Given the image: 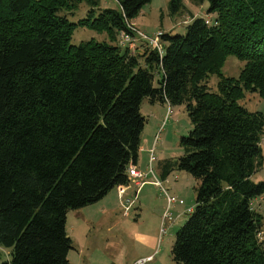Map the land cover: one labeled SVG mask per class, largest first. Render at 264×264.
Returning <instances> with one entry per match:
<instances>
[{
    "label": "trees",
    "instance_id": "obj_1",
    "mask_svg": "<svg viewBox=\"0 0 264 264\" xmlns=\"http://www.w3.org/2000/svg\"><path fill=\"white\" fill-rule=\"evenodd\" d=\"M149 1L0 0V245L10 255L0 264H69L66 213L127 181L145 97L183 104L192 123L182 154L159 163L162 177L175 167L197 180L175 264H264L252 203L264 192V178L252 179L264 113L238 102L246 91L264 97V0H207L214 20L194 16L161 33L159 49L122 47L120 31L132 32ZM81 2L84 15L70 20ZM184 7L168 0L171 13ZM77 25L107 38L72 43ZM229 54L244 62L237 76L221 71Z\"/></svg>",
    "mask_w": 264,
    "mask_h": 264
},
{
    "label": "rangeland",
    "instance_id": "obj_2",
    "mask_svg": "<svg viewBox=\"0 0 264 264\" xmlns=\"http://www.w3.org/2000/svg\"><path fill=\"white\" fill-rule=\"evenodd\" d=\"M100 3L111 7L118 5L117 0H101ZM184 3L185 7L175 13L169 11L168 0H150L145 3L130 24L134 25L137 33L133 40L134 51L141 50L136 46H143L145 43L163 46L161 33L184 30L185 25L194 16L202 15L208 20L214 18L213 14L206 11L207 0H184ZM86 8L87 5L81 2L77 9L68 13V18L73 21L78 19L84 15ZM105 36V33L77 25L73 29L70 42L78 43L90 37L102 39ZM243 63L235 55L229 54L221 71L224 75L237 76ZM217 80L218 76L214 73L209 75L207 82L215 89ZM238 102L249 110H260L264 113V97L256 91H246ZM167 107L165 102H150L146 97L142 100L140 110L146 120L140 134V144L149 151L155 134L158 135L154 149L157 158L154 162L155 172L163 179L167 190L182 198L183 203L171 205L168 208L171 218H165L163 213L167 202L165 196L159 192V187L153 183H144L136 196V183L132 181L125 186L119 198V189L112 187L100 199L84 206L70 208L65 221L66 231L73 241V247L67 255L69 264H175L171 246L177 229L189 214L188 207L194 205L197 180L189 172L175 167H172L165 177L160 175V160L168 158L175 161L182 154L180 138L187 134L192 126L183 104H171L169 112ZM148 154L149 152L145 157V152H142L144 167L139 166L140 169H145ZM261 157L262 166L252 174L254 180L264 178V134L261 139ZM147 177L151 178L150 175ZM131 185L133 188L130 195H124ZM252 203L261 213L264 222V192L256 196ZM260 238L264 239V226ZM9 256V248L0 245V260Z\"/></svg>",
    "mask_w": 264,
    "mask_h": 264
},
{
    "label": "built area",
    "instance_id": "obj_3",
    "mask_svg": "<svg viewBox=\"0 0 264 264\" xmlns=\"http://www.w3.org/2000/svg\"><path fill=\"white\" fill-rule=\"evenodd\" d=\"M207 21H209V20L207 19ZM129 26H130L131 31L133 33L132 32H126V31H120V34H119L120 37L118 39V43L122 47L129 46L131 51H134L135 47L133 44V40H134V36H136L137 33L135 31L134 25L132 26L129 24ZM159 34H160V31L158 32V35ZM158 35H156V38H158ZM160 36H161V34H160ZM151 48L159 49L160 47L158 46L157 43H153ZM166 104L168 106L167 111L168 112L171 111V105L168 103H166ZM154 137L155 138H154V141L152 143V146L149 148V154H148L145 169H140V167H138L136 164L129 165V167L127 169V181L125 183H119L118 185H116V187L119 189L118 195L120 196L123 193L125 186L129 185L130 183H132V181H134L136 183L135 193L137 196V193H138L140 187L142 186V184L147 183V182L153 183L154 185L159 187V192L161 194H163L166 198L167 206H166V209L163 213V217L170 219L171 218V215H170L171 212L168 208L175 203L182 204L183 200L178 195H176L174 193H170V191H168L167 188L163 185V179L160 178V176H158L155 172L154 162L157 158L154 154V149H155V143L157 142L156 140L158 139V135L155 134ZM148 175H150L151 178L147 177ZM135 178H138V179L136 180ZM191 208L192 207H188L187 212H189L191 210ZM127 209L128 208L126 207V210Z\"/></svg>",
    "mask_w": 264,
    "mask_h": 264
},
{
    "label": "crops",
    "instance_id": "obj_4",
    "mask_svg": "<svg viewBox=\"0 0 264 264\" xmlns=\"http://www.w3.org/2000/svg\"><path fill=\"white\" fill-rule=\"evenodd\" d=\"M142 152H145V157H146V155H147V153L149 152L148 150H147V148H145V146H143L142 144H140V148H139V152H138V158H137V162H136V165L139 167H144L143 165H144V161H142L141 160V158H142ZM147 160V159H146ZM146 164V163H145ZM160 172V171H159ZM158 175V174H157ZM159 176V175H158ZM162 177V176H161ZM148 184H151V183H149V182H147ZM146 184V183H145ZM133 185H131V186H129L126 190H125V193H124V195H130V192H131V188H133L132 187ZM114 187H116V186H114ZM134 189H135V187H134ZM115 192H117V190H115ZM127 195V196H128ZM117 196H118V198H119V195L117 194ZM125 197V196H124ZM130 197V196H129Z\"/></svg>",
    "mask_w": 264,
    "mask_h": 264
}]
</instances>
